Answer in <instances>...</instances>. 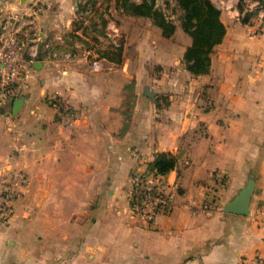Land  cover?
<instances>
[{"label": "crops", "instance_id": "0c3cea01", "mask_svg": "<svg viewBox=\"0 0 264 264\" xmlns=\"http://www.w3.org/2000/svg\"><path fill=\"white\" fill-rule=\"evenodd\" d=\"M100 1L85 21L77 0H41L42 40L24 100L17 110L18 98L0 105V182L20 171L28 178L1 229L0 264H247L264 257V15L239 14L234 2L221 8L225 37L210 71L194 75L183 61L192 38L181 25L166 35L153 17L134 11L143 0ZM30 2L0 0V14ZM153 5L165 14L177 6ZM115 13L119 53L97 39V25ZM60 35L84 39L101 68L80 56L51 57L42 42ZM54 45L64 50L60 40ZM56 96L68 106H55ZM198 125L203 132L194 138ZM163 151L178 158L163 177L172 210L147 224L131 208V174ZM257 164L249 214L225 211Z\"/></svg>", "mask_w": 264, "mask_h": 264}, {"label": "built area", "instance_id": "2783aa9c", "mask_svg": "<svg viewBox=\"0 0 264 264\" xmlns=\"http://www.w3.org/2000/svg\"><path fill=\"white\" fill-rule=\"evenodd\" d=\"M218 2L220 9L230 11L229 3L234 2L239 14L241 5L246 11L258 9L264 15V0H218ZM77 3L82 7L80 19L87 18L85 21L96 15L102 5L100 0H77ZM40 11L41 0H31L25 10H7L0 14V105L5 104L7 99L19 98L24 83L30 76V69L38 57L42 40L41 28L37 22ZM166 15L171 20L175 18L174 13L168 12ZM105 17V21L97 25V39L111 49H119L123 46L121 27L112 16L105 14ZM54 38L63 42L64 50L60 52L59 48L55 47L54 39L43 41L42 44L51 57L63 55L65 59L71 60L80 56L89 59L93 69L101 68L95 51L84 39H72L67 42L64 35ZM53 104L57 107L68 106L62 96L54 97ZM163 177L164 175L145 171L131 174V208L147 224H152L158 214H167L172 210L173 194L167 189ZM27 182L28 178L22 171L1 180L0 235L2 227L13 214L15 200L23 193V187ZM247 264H264V257L255 255Z\"/></svg>", "mask_w": 264, "mask_h": 264}, {"label": "trees", "instance_id": "16d2710c", "mask_svg": "<svg viewBox=\"0 0 264 264\" xmlns=\"http://www.w3.org/2000/svg\"><path fill=\"white\" fill-rule=\"evenodd\" d=\"M153 3L154 0L151 3L143 0L142 3L134 5L133 9L136 13L153 17L155 24L163 29L164 34L171 35L175 31L173 20L163 11L154 8ZM176 4L181 11V26L192 38L183 55L185 67L194 75L208 73L214 48L222 42L227 31L221 19V9L212 0H176ZM240 11L245 12L241 5ZM177 166V156L172 152L163 151L156 154L145 172L167 175Z\"/></svg>", "mask_w": 264, "mask_h": 264}, {"label": "water", "instance_id": "95a60500", "mask_svg": "<svg viewBox=\"0 0 264 264\" xmlns=\"http://www.w3.org/2000/svg\"><path fill=\"white\" fill-rule=\"evenodd\" d=\"M146 94L154 98L156 91L151 88H146ZM24 98H18L15 102V110L18 109L19 104ZM256 188V169L250 173L246 184L238 191V193L229 200L224 206V210L231 213L247 215L250 212V204L252 196Z\"/></svg>", "mask_w": 264, "mask_h": 264}, {"label": "rangeland", "instance_id": "374dc122", "mask_svg": "<svg viewBox=\"0 0 264 264\" xmlns=\"http://www.w3.org/2000/svg\"><path fill=\"white\" fill-rule=\"evenodd\" d=\"M178 9V10H177ZM169 11H170V13H174L175 14V16L177 17V19H175L176 21H178V22H175V20H173V22H174V24H175V30H176V28L179 26V25H181V11H180V9L177 7V6H174V7H170L169 8ZM112 17L113 18H115L116 20H117V22H118V17H117V14L115 13V14H112ZM88 26V25H87ZM90 26H88V28H89ZM160 27V26H159ZM180 28H182L181 26H179ZM162 29V28H161ZM163 30V29H162ZM188 35V34H187ZM188 36H190V35H188ZM99 44H95L94 46L95 47H97ZM93 47V46H92ZM123 47V46H122ZM121 47V48H122ZM98 48H101V47H98ZM101 50V49H100ZM110 51H116L117 53H119L120 51H121V49H112V50H110ZM121 54V53H120ZM201 127H203L202 125H198V127H197V131H196V134L195 135H193L194 136V138H196V137H198V134H197V132H198V130H200V131H202L203 129L201 128ZM203 132V131H202ZM255 169H256V176H257V172H258V170H259V164H257L256 166H255ZM253 172V170L251 171V173Z\"/></svg>", "mask_w": 264, "mask_h": 264}]
</instances>
